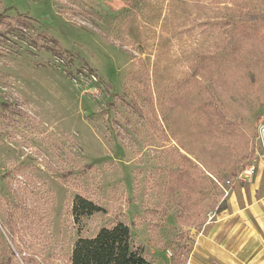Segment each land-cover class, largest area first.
<instances>
[{"label":"rangeland","instance_id":"rangeland-1","mask_svg":"<svg viewBox=\"0 0 264 264\" xmlns=\"http://www.w3.org/2000/svg\"><path fill=\"white\" fill-rule=\"evenodd\" d=\"M263 126L264 0H0V264L119 220L153 264H216L198 232Z\"/></svg>","mask_w":264,"mask_h":264},{"label":"crops","instance_id":"crops-1","mask_svg":"<svg viewBox=\"0 0 264 264\" xmlns=\"http://www.w3.org/2000/svg\"><path fill=\"white\" fill-rule=\"evenodd\" d=\"M242 178L233 183L227 214L198 232L197 253L216 264H264V159Z\"/></svg>","mask_w":264,"mask_h":264},{"label":"trees","instance_id":"trees-1","mask_svg":"<svg viewBox=\"0 0 264 264\" xmlns=\"http://www.w3.org/2000/svg\"><path fill=\"white\" fill-rule=\"evenodd\" d=\"M182 174L187 175L185 170ZM189 176V175H188ZM95 201L76 195L72 204L75 219L103 211ZM70 264H153L144 246L134 240L131 225L119 220L100 228L94 235L80 237L71 252Z\"/></svg>","mask_w":264,"mask_h":264},{"label":"built area","instance_id":"built-area-1","mask_svg":"<svg viewBox=\"0 0 264 264\" xmlns=\"http://www.w3.org/2000/svg\"><path fill=\"white\" fill-rule=\"evenodd\" d=\"M262 133H263V140H264V126L262 127ZM264 159V146H263V149H262V153H261V159ZM256 169H257V163L256 162H253L252 164H250L244 171L243 173L241 174V176H244V177H252L255 172H256ZM168 253L169 255H172V252L170 249H168Z\"/></svg>","mask_w":264,"mask_h":264}]
</instances>
